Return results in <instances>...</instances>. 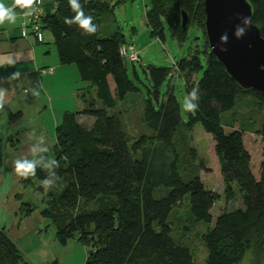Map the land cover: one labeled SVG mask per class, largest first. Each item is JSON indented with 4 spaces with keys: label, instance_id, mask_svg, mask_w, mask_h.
<instances>
[{
    "label": "trees",
    "instance_id": "16d2710c",
    "mask_svg": "<svg viewBox=\"0 0 264 264\" xmlns=\"http://www.w3.org/2000/svg\"><path fill=\"white\" fill-rule=\"evenodd\" d=\"M52 1H43V29L52 33L61 63L76 65L87 85L81 95L83 108L65 112L56 128L52 159L39 158L35 174L23 176L21 181L43 195L42 215L56 220L59 241L65 244L77 236L90 244L85 264H197L191 247L173 233V212L183 208L184 216L175 218L180 229L200 222L208 225L200 235L207 252L205 264H242L248 252L252 264H260L264 256V153L256 178L243 137L250 128L239 125L236 118L230 125L223 123L221 116L248 98L261 114L256 132L264 139V94L242 89L210 51L205 57L194 49L176 62L187 95L193 89L198 95V107L187 111L185 125L190 130L200 123L212 134L225 200L237 196L241 200L240 206L214 218L212 208L219 195L204 185L193 171V157H183L177 143L182 118L172 69L144 68L149 85L142 120L148 133L131 141L115 111L119 100L138 90L120 54L121 45L128 41L119 31L100 35L103 20L113 8L107 0H79L97 25L95 33L85 34L76 24L63 22L64 17L75 15L68 0ZM249 2L253 22L264 36V0ZM150 4L145 18L154 37L164 38L165 23L178 42L187 39L192 23L205 30L204 0H150ZM183 12L188 17L186 27ZM205 39L208 46L206 33ZM203 61L202 76L188 84L191 71L203 69ZM80 115L93 118L92 124L85 125ZM232 126L236 128L227 130ZM4 144L0 136V167ZM51 160L55 164L44 167ZM46 178L52 181L47 189L41 184ZM30 209L26 208L25 215ZM26 263L16 242L0 227V264Z\"/></svg>",
    "mask_w": 264,
    "mask_h": 264
},
{
    "label": "rangeland",
    "instance_id": "374dc122",
    "mask_svg": "<svg viewBox=\"0 0 264 264\" xmlns=\"http://www.w3.org/2000/svg\"><path fill=\"white\" fill-rule=\"evenodd\" d=\"M107 1L113 9L110 15L104 18L100 27V35L108 36L119 31L128 43L135 45L140 55V61L137 62H131L125 58L129 78L138 90L128 93L123 100H119L115 110L119 111L123 127L131 141L143 133H148L142 120L143 104L147 97V86L149 85L148 77L143 71L144 68L148 65L171 68V81L175 82L173 90L180 104L182 118V124L177 135L179 149L182 151L183 157L190 159L193 157L196 165L193 171L198 173L208 189L219 195L212 208L214 218L223 210L240 206L239 196L228 202L225 200V184L221 175L220 160L214 150L212 134L205 131L200 123L194 124L190 130L185 125L188 115L183 104L184 98L188 95L185 78L183 74L181 77L176 71V62L187 58L194 49V53L200 55L205 53V57L207 56L209 50L206 46L204 27L202 25L197 26L195 23L190 24L187 30V39L178 42L172 37L168 24L165 23V35L161 39L152 35L151 29L146 23L145 15L151 7L150 0ZM48 2L52 3L53 1L49 0ZM44 36L49 44L55 48L52 33L45 30ZM205 66L203 61V69H200L198 73L195 69L191 71V79L188 84L196 83L200 79ZM166 88L167 82L162 86L161 94L163 96ZM260 115L256 107L250 104V100L243 98L238 101L234 111L225 112L221 116L223 123L226 122L230 125L233 118H236L239 125L242 124L244 127L250 128L243 137L245 148L251 156V166L255 176L259 174L264 153V139L256 132L261 127ZM92 120L93 118L84 116H81L80 119L85 125H91ZM234 128L235 126L227 127V130L230 131ZM191 152L194 154L191 155ZM5 181L6 183L3 184ZM5 181L2 185L0 184V227H3L16 242L25 262H27L26 264H85L92 246L81 241L77 236L69 238L65 244L59 241L56 235L58 227L55 224L56 220L45 218L42 215L43 195L36 192L33 186L25 187L20 183L10 185L9 178ZM27 207L31 209L28 210L30 213L25 215ZM184 214L183 208L173 212L174 236L191 247L197 264H205L207 252L200 235L206 231L208 225L200 222L182 230L178 227L179 223L175 218L183 217ZM242 264H252L250 252L243 258ZM260 264H264V256Z\"/></svg>",
    "mask_w": 264,
    "mask_h": 264
},
{
    "label": "crops",
    "instance_id": "0c3cea01",
    "mask_svg": "<svg viewBox=\"0 0 264 264\" xmlns=\"http://www.w3.org/2000/svg\"><path fill=\"white\" fill-rule=\"evenodd\" d=\"M3 2L13 4V0ZM14 11L15 23L0 24V136L5 140L1 185L8 178L10 185L22 184L23 176L14 170L15 159H52L56 128L65 112L83 108L81 95L87 84L76 65L61 63L56 45L54 48L45 39V29L43 41H37L30 29L23 28V22L28 23L22 14L26 10L16 7ZM32 145L37 146L35 156L30 151Z\"/></svg>",
    "mask_w": 264,
    "mask_h": 264
},
{
    "label": "water",
    "instance_id": "95a60500",
    "mask_svg": "<svg viewBox=\"0 0 264 264\" xmlns=\"http://www.w3.org/2000/svg\"><path fill=\"white\" fill-rule=\"evenodd\" d=\"M204 10L209 51L242 89L264 94V36L249 0H204ZM187 23L183 12V27ZM238 26L244 29L239 38Z\"/></svg>",
    "mask_w": 264,
    "mask_h": 264
},
{
    "label": "clouds",
    "instance_id": "9594fccd",
    "mask_svg": "<svg viewBox=\"0 0 264 264\" xmlns=\"http://www.w3.org/2000/svg\"><path fill=\"white\" fill-rule=\"evenodd\" d=\"M33 0H13V4L11 6L6 5L3 0H0V24H4L5 22L9 24H13L17 20V14L14 11L16 7L21 9H26L22 14L25 16L32 15L33 12ZM68 5L71 10L75 13L72 17H64V23L67 25L76 24L80 29L83 30L85 34H92L95 33L97 30V25L93 23V16L90 14H85L82 5L80 4L79 0H68ZM244 33V29L242 27H237L235 35L237 38L242 36ZM18 75L17 74H14ZM198 100L197 90L193 89L189 92L188 96L184 98L183 108L187 111H194L198 104L196 101ZM31 138V136L29 137ZM40 142H43V138H39ZM41 152L46 151V148L39 149ZM31 154L33 156L37 153V146L32 145ZM38 161L36 159H28L26 157H22L19 159H15L13 161L14 170L17 174L21 176H28L35 174V168L37 167ZM55 164L54 160H51V165H45L44 167L48 168ZM52 183L50 179H44L41 181V184L45 189L49 187Z\"/></svg>",
    "mask_w": 264,
    "mask_h": 264
},
{
    "label": "built area",
    "instance_id": "2783aa9c",
    "mask_svg": "<svg viewBox=\"0 0 264 264\" xmlns=\"http://www.w3.org/2000/svg\"><path fill=\"white\" fill-rule=\"evenodd\" d=\"M33 12L32 15H28V23L23 22V28H27L35 35L37 41H43V25L42 16L45 14V7L43 0H33ZM26 10V9H25ZM25 16V15H24ZM120 54L129 59L131 62L140 61L139 51L136 49L133 43L121 45ZM45 71V70H44ZM49 71H53V68H49Z\"/></svg>",
    "mask_w": 264,
    "mask_h": 264
}]
</instances>
